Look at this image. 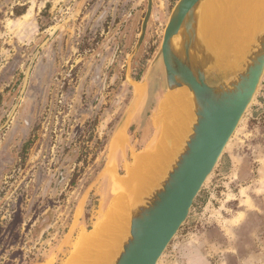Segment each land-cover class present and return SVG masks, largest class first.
Wrapping results in <instances>:
<instances>
[{
  "label": "rangeland",
  "instance_id": "374dc122",
  "mask_svg": "<svg viewBox=\"0 0 264 264\" xmlns=\"http://www.w3.org/2000/svg\"><path fill=\"white\" fill-rule=\"evenodd\" d=\"M148 1L0 0V264L67 263L81 230H93L119 198L105 179L110 159L114 177L122 179L159 138L154 118L173 95L160 48L178 0H153L137 48ZM139 2L143 17L138 23L131 14ZM57 27L6 124L33 55ZM139 81L145 84L144 96L118 143L117 129ZM235 151L247 158L264 154V76L158 264H184L186 252L201 249L202 231L221 216L225 184L219 182L202 204L200 199ZM253 217L257 229H264L261 216ZM210 258L221 264L218 255Z\"/></svg>",
  "mask_w": 264,
  "mask_h": 264
},
{
  "label": "water",
  "instance_id": "95a60500",
  "mask_svg": "<svg viewBox=\"0 0 264 264\" xmlns=\"http://www.w3.org/2000/svg\"><path fill=\"white\" fill-rule=\"evenodd\" d=\"M211 4L212 0H178L169 17L160 48L165 80L169 90L189 88L193 94L195 122L167 175L133 209L130 236L113 264H158L187 220L196 197L239 127L264 76V32L256 38L242 65L232 69L217 65L216 54L209 49L204 34ZM152 10L153 0H149L137 48L145 37ZM57 29L33 55L6 124L25 93L35 59ZM140 100L136 91L117 136Z\"/></svg>",
  "mask_w": 264,
  "mask_h": 264
},
{
  "label": "bare ground",
  "instance_id": "6f19581e",
  "mask_svg": "<svg viewBox=\"0 0 264 264\" xmlns=\"http://www.w3.org/2000/svg\"><path fill=\"white\" fill-rule=\"evenodd\" d=\"M222 1L223 10L220 11L217 7L214 12V3L219 0H212L204 34L209 49L216 54L217 65L232 69L242 65L256 43V38L264 32V0H240L239 7L234 5V0ZM235 6L238 9L235 10ZM216 13H220L219 19ZM176 41L173 44L175 48ZM139 84L135 90L142 99L146 87L142 82ZM169 91L173 95L166 98L160 113L154 118L160 129L156 143L138 157L136 165L122 179L114 177L113 162L109 158L105 179L112 183L116 190L115 195L119 198L112 202L101 222L93 230H81L74 251L64 264L115 263L124 242L130 236L133 209L156 190L192 133L191 126L195 122L193 94L186 86ZM138 103L135 104L133 112ZM121 134L116 138L118 143L122 139Z\"/></svg>",
  "mask_w": 264,
  "mask_h": 264
},
{
  "label": "crops",
  "instance_id": "0c3cea01",
  "mask_svg": "<svg viewBox=\"0 0 264 264\" xmlns=\"http://www.w3.org/2000/svg\"><path fill=\"white\" fill-rule=\"evenodd\" d=\"M140 4L136 5L133 12V19L138 23L143 17ZM234 5L239 7L240 0H234ZM217 7L222 11L224 2H215L213 10ZM236 152L231 153L227 163L222 164L215 184L212 183L200 199L202 204L203 199L213 195L211 191L217 188L219 182H223L225 187L218 209L221 216L202 231L199 239L202 242L201 249L183 255L184 264H213L210 258L213 254L218 255L221 264H264V229H257V221L253 217L261 216L259 224L264 225V154L256 152L247 158ZM223 179H226L225 182ZM259 194L261 196L257 198ZM230 260L233 261L230 263Z\"/></svg>",
  "mask_w": 264,
  "mask_h": 264
},
{
  "label": "flooded vegetation",
  "instance_id": "af4514ba",
  "mask_svg": "<svg viewBox=\"0 0 264 264\" xmlns=\"http://www.w3.org/2000/svg\"><path fill=\"white\" fill-rule=\"evenodd\" d=\"M148 3H149V1H148ZM123 6L125 7V5H123ZM153 6H154V5H153ZM140 9H141V8H140ZM147 9H148V8H147ZM142 10H143V8H142ZM152 11H153V10H152ZM126 12H127V11H126ZM133 12H134V10H133ZM133 12H132V14H131L132 17H133ZM146 12H147V11H146ZM145 15H146V14H145ZM125 16L128 17V13H126ZM151 16H152V14H151ZM147 28H148V27H147ZM120 45H121V44H120ZM120 45H118V48H119Z\"/></svg>",
  "mask_w": 264,
  "mask_h": 264
},
{
  "label": "trees",
  "instance_id": "16d2710c",
  "mask_svg": "<svg viewBox=\"0 0 264 264\" xmlns=\"http://www.w3.org/2000/svg\"><path fill=\"white\" fill-rule=\"evenodd\" d=\"M75 180H73L72 182H74Z\"/></svg>",
  "mask_w": 264,
  "mask_h": 264
}]
</instances>
